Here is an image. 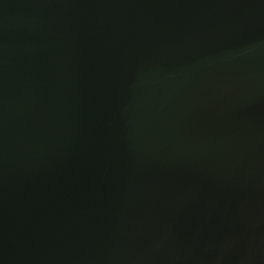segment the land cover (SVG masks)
<instances>
[{"label":"water","instance_id":"water-1","mask_svg":"<svg viewBox=\"0 0 264 264\" xmlns=\"http://www.w3.org/2000/svg\"><path fill=\"white\" fill-rule=\"evenodd\" d=\"M0 264H264V0H0Z\"/></svg>","mask_w":264,"mask_h":264}]
</instances>
